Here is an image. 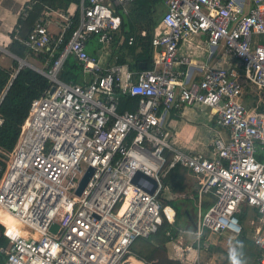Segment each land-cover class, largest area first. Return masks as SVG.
<instances>
[{"label":"built area","instance_id":"2783aa9c","mask_svg":"<svg viewBox=\"0 0 264 264\" xmlns=\"http://www.w3.org/2000/svg\"><path fill=\"white\" fill-rule=\"evenodd\" d=\"M132 1L79 0L77 17L46 7L19 38L31 54L44 55L37 67L50 85L31 101L14 147L0 156V211L19 225L1 233L5 264H131L137 237L163 220L174 223V207L162 200L176 199L163 183L176 165L192 174L198 194L195 226L177 227L166 242L181 252L179 261L196 264L209 234L242 233L238 214L243 208L246 218L254 208L263 219L253 235L262 249L255 264H264V42L253 38L264 35V0L247 7L241 0H162L151 65L139 70L111 58L120 13ZM53 16L60 26L54 34L47 27ZM91 35L101 44L98 56L86 49ZM192 35L223 55L216 66L200 64L198 79L178 67L191 62L178 50ZM69 56L82 68L81 82L58 77ZM121 96H135L136 106L120 111ZM192 105L207 108L217 125L205 152L175 148L163 121L171 109ZM88 166L93 172L77 194ZM206 194L213 201L203 209Z\"/></svg>","mask_w":264,"mask_h":264},{"label":"trees","instance_id":"16d2710c","mask_svg":"<svg viewBox=\"0 0 264 264\" xmlns=\"http://www.w3.org/2000/svg\"><path fill=\"white\" fill-rule=\"evenodd\" d=\"M71 2L77 4L79 0H34L27 16L24 19L19 17L18 23L20 28L18 32L20 31L21 35L23 31L21 36H25L34 21L39 17L40 11L44 6L65 10ZM162 10V0H133L128 5V13H120L121 26L119 35H122L123 38L121 48L117 53V63H127L131 70H139L141 63H145L146 68L151 65L152 52L150 41L154 27L159 24L161 19ZM74 17H77V11ZM141 30H145V35L140 34ZM131 35L133 36V41L128 44L127 41ZM68 36L69 31L66 34V37ZM7 48L13 54L23 59L29 55L34 56L20 39L13 37V33ZM34 57L38 58L41 64L44 62L43 54H38ZM12 64L13 68H3L0 66L1 157H4L3 152H9L14 147L19 135L20 126L27 115L31 101L42 95L44 90L50 85L48 79L33 68L23 65L17 69L18 61L16 59L12 60ZM185 67V65H181L182 69H185ZM58 77L67 83L81 82L82 68L75 59L70 60L68 57L60 68ZM136 104L137 98L135 96H121L119 110L132 109ZM214 126V128H217L215 121ZM181 168L184 167L176 165L170 168L163 177V183L169 185L173 191L185 189V176ZM184 169L187 171V168ZM193 193L196 197L197 192L193 191ZM186 199V201H191L192 198L187 197ZM186 201L179 200L178 198L163 199L162 204L168 203L175 209L174 223L170 224L167 220H163L157 230L148 237H137L130 246L131 254L136 256L137 259L139 258V260L142 259L147 262L155 260V264H181L177 259L168 258L165 244L170 240L171 235L176 234L179 220L183 216L188 219L192 217L189 211V202ZM212 201L213 197L204 195L201 199V207L207 208ZM252 209L255 216L258 217L257 211L254 208ZM245 215L246 212L242 208V211L238 214L241 221L244 220ZM6 226L19 229L15 218L6 212L0 211V235ZM168 231L170 234H167ZM207 234L208 230L205 231V235ZM236 239L237 247L235 251L228 254L222 264H255L257 257L262 253V249L254 243L253 236L250 237L246 229L243 228L242 233L238 234ZM6 241L4 236H0V246L4 245ZM137 259L130 257V261L133 264H141ZM0 264H5V255L2 252H0Z\"/></svg>","mask_w":264,"mask_h":264},{"label":"crops","instance_id":"0c3cea01","mask_svg":"<svg viewBox=\"0 0 264 264\" xmlns=\"http://www.w3.org/2000/svg\"><path fill=\"white\" fill-rule=\"evenodd\" d=\"M33 1L34 0H0V66L3 68H13V64H12L13 59L11 60V57H10L12 55L9 53L11 51L7 48V46L11 41L12 33H13V37L17 39L24 38L27 35L26 34L25 36L22 37L21 35L23 31L21 32V35H20V31L18 32L16 28L18 24V19L20 17V14L23 8L27 4H30V3L32 7ZM241 1L247 7L248 0H241ZM46 7L51 8L49 6H44L43 9ZM51 9L54 10V8H51ZM41 11H40V14H41ZM64 11L70 12L72 16H74L75 12L77 11V16H78V12H79L78 3L76 4L74 2H71ZM117 11L119 12V10ZM58 22H59V18L57 17L55 18L54 16L47 20V27L50 33L54 34L60 30V26ZM157 26H155L154 28H156ZM116 37H118L119 40L118 38L115 40ZM115 38L111 46L113 50L111 58L114 60H117V57H118L117 53L121 48L123 36L117 34ZM95 40L97 43H99V46L101 45L100 42L98 41L97 35H91L89 39L87 40L86 45L88 44V42H91L90 44L92 45L88 47L87 51L93 56H98L99 46H97ZM219 48L220 47L218 46L215 49H213L214 53L212 55L210 54L208 45L206 44L205 39L202 36L192 35L188 39L183 40L179 47L178 53L182 56L188 55L191 58L192 64L186 66L185 69H183V70L187 69L188 77L189 78L195 77L196 79H198L199 76L197 74L202 73L201 69H199V63H203L205 66L206 65H215V66L218 65L219 60L223 56L222 53L219 51L220 50ZM31 58L36 60V63H31V64H33L36 67L40 66L39 65L40 61L38 58L34 56ZM106 60H107V57L104 56V61ZM178 67L181 68V65H179ZM83 78H84V75L82 74L81 81L83 80ZM163 121L169 132L170 139H171L173 146L179 150H185L187 152L189 151L190 152H197V151L205 152V148L207 144L209 143V136L211 134L212 129L215 127L214 119L212 115L209 113L208 109L200 108L194 105L184 106L180 108L179 110L171 109L165 114ZM181 170L182 172H184L185 177H187L186 175L189 174V177L192 179L190 186L193 183L196 185L192 174L188 170L186 171L184 168H181ZM191 188L193 190L191 194H189L187 197L192 198L191 201L193 202V205L195 207L194 210L197 211L196 201L198 198V194L196 195V197L193 195L194 194L193 191L197 192V190L194 189L193 187ZM207 197H212V196L207 195ZM189 211L191 213V210ZM177 225H178L177 227L183 226V227L193 228L195 226V218L189 217L188 219L187 217L183 216L182 219L179 220ZM226 235H229V236L231 235L232 240H229V238L227 239ZM208 237L211 242L210 243L211 245L209 246L214 249L211 251L212 252L211 255H209L208 252L204 251L203 249L199 251L198 259H199V262H202V264H222L224 260L226 259L227 255L233 253L237 247L236 236H234L232 233L228 231L222 232L221 234H215V236L213 237L214 241H211V238H212L211 234H209ZM220 237H222V239H219ZM214 244L219 245L220 248L216 247ZM165 246L166 248L169 247L167 243L165 244ZM221 247L224 250H222ZM169 249L167 248V251H166L168 258L180 260V257L182 255L181 252L179 253V251L175 250L174 248L173 250H169ZM193 255L195 257V252H193V254H190V258L188 255V259L190 260L191 257H193Z\"/></svg>","mask_w":264,"mask_h":264},{"label":"rangeland","instance_id":"374dc122","mask_svg":"<svg viewBox=\"0 0 264 264\" xmlns=\"http://www.w3.org/2000/svg\"><path fill=\"white\" fill-rule=\"evenodd\" d=\"M163 10H164V6H163ZM162 10V11H163ZM253 38H254V40L255 41H258V42H264V35L263 34H256V35H254L253 36ZM96 39V38H95ZM95 42H96V40H95ZM91 42H88V44L86 45V49L88 50V47L90 46V45H92V44H90ZM96 44H97V46H99V43H97L96 42ZM11 57V60L12 59H14L12 56H10ZM31 57H33V56H31V55H29V56H27L26 58H25V60L26 61H28V62H30V63H36V60H34V59H32ZM30 59V60H29ZM32 59V60H31ZM69 59L70 60H74V58L72 57V56H69ZM40 65V64H39ZM187 177H185L186 178V180H185V189L184 190H181V191H179V190H177V191H173L172 189V192H174L175 193V196H176V198H178L179 200H187L186 198H187V196L189 195V194H191V192H192V188L191 187H193V184H191V186H190V183H191V181H192V179L189 177V174H187L186 175ZM194 188V187H193ZM185 196V197H184ZM186 202H189L188 204H189V209L191 210V215H192V217L193 218H195V219H197V211H195L194 210V206L192 207V205H193V202L192 201H186ZM195 211V212H194ZM257 211V210H256ZM258 213V212H257ZM259 214V213H258ZM261 217V214H259V216L258 217H256L255 216V213H254V211H253V209H251V211L248 213V215L246 216V218L243 220V227L246 229V231H247V234L250 236V237H252L253 235H254V233H255V230H256V228L258 227V226H260V225H262V220L263 219H261L260 218ZM183 227V226H182ZM16 228V227H15ZM215 236V233H213V234H211V241H214V239H213V237ZM208 237V236H207ZM226 237H227V239L229 238V240H232V237H231V235L229 236V235H226ZM219 239H222V237H220ZM235 239V238H234ZM181 241V239L179 238V240L177 241V242H180ZM177 242H175V243H177ZM181 242H183V243H181L180 245L182 246V244H183V246L185 245V243H188V240H187V236H183V241H181ZM209 242H210V240H209ZM168 245H169V247H167L169 250H173V246H171V245H173L172 243H167ZM216 244V243H215ZM214 244V245H215ZM218 244V243H217ZM211 245V244H210ZM216 247H218V248H220L219 247V245H215ZM166 248V249H167ZM222 248V247H221ZM214 248H212V247H210V246H208L207 248H203V250L204 251H207L208 252V254L209 255H211L212 254V250H213ZM202 250V249H201ZM222 250H224L223 248H222ZM172 252V251H171ZM167 253V252H166ZM199 253V252H198ZM197 253V256L199 255ZM190 254H193V252H190ZM190 254H189V258H190ZM132 255V254H131ZM193 257H194V255H193ZM193 257H191V259L189 260V261H192V259H193ZM131 262V261H130ZM180 262V261H179ZM181 262H183V261H181ZM180 262V263H181ZM181 264H183V263H181ZM196 264H202V262H199V259H198V262L196 263Z\"/></svg>","mask_w":264,"mask_h":264},{"label":"water","instance_id":"95a60500","mask_svg":"<svg viewBox=\"0 0 264 264\" xmlns=\"http://www.w3.org/2000/svg\"><path fill=\"white\" fill-rule=\"evenodd\" d=\"M9 52V51H8ZM17 61H18V66L21 67L23 65H26V66H29L31 68H33L34 70L38 71L39 73H43V71L41 69H39L38 67L34 66L33 64H31L30 62L26 61L25 59L23 58H20L18 56H16L15 54L9 52ZM146 64L145 63H141L140 64V67L141 68H145ZM51 90H53V87L51 88ZM93 172V167L91 166H88L85 173L83 174V176L81 177L80 181H79V184H78V187L76 188V193L77 194H80L83 190V188L85 187L87 181L89 180L91 174ZM143 175L141 172H137L136 175ZM144 177L147 178V176L143 175ZM150 192L153 191V189L149 190ZM57 227V225L55 223H53L51 225V229L52 230H55Z\"/></svg>","mask_w":264,"mask_h":264},{"label":"bare ground","instance_id":"6f19581e","mask_svg":"<svg viewBox=\"0 0 264 264\" xmlns=\"http://www.w3.org/2000/svg\"><path fill=\"white\" fill-rule=\"evenodd\" d=\"M11 216V215H10ZM15 230H18L19 231V229H17V228H15ZM130 257H134V256H129V261H130ZM135 259H137L136 257H134ZM137 260H139V259H137ZM140 262H141V264H144L141 260H139ZM131 264H133L132 262H131Z\"/></svg>","mask_w":264,"mask_h":264},{"label":"clouds","instance_id":"9594fccd","mask_svg":"<svg viewBox=\"0 0 264 264\" xmlns=\"http://www.w3.org/2000/svg\"><path fill=\"white\" fill-rule=\"evenodd\" d=\"M162 16V15H161ZM190 64H192L191 62L189 63V64H180V65H185V66H188V65H190ZM200 64H203V63H199V68H200ZM141 68V67H140ZM146 68V67H145ZM1 236V235H0Z\"/></svg>","mask_w":264,"mask_h":264}]
</instances>
